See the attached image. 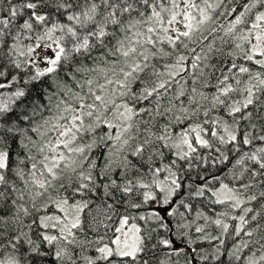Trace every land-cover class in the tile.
<instances>
[{
  "label": "snow or ice",
  "instance_id": "obj_1",
  "mask_svg": "<svg viewBox=\"0 0 264 264\" xmlns=\"http://www.w3.org/2000/svg\"><path fill=\"white\" fill-rule=\"evenodd\" d=\"M0 264H264V0H0Z\"/></svg>",
  "mask_w": 264,
  "mask_h": 264
}]
</instances>
